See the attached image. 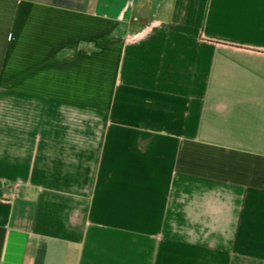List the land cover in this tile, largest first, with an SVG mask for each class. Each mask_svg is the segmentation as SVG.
<instances>
[{
    "label": "crops",
    "instance_id": "1",
    "mask_svg": "<svg viewBox=\"0 0 264 264\" xmlns=\"http://www.w3.org/2000/svg\"><path fill=\"white\" fill-rule=\"evenodd\" d=\"M0 264H264V0H0Z\"/></svg>",
    "mask_w": 264,
    "mask_h": 264
}]
</instances>
